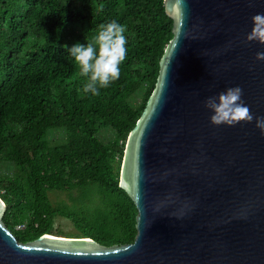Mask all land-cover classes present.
I'll use <instances>...</instances> for the list:
<instances>
[{"label":"water","instance_id":"water-1","mask_svg":"<svg viewBox=\"0 0 264 264\" xmlns=\"http://www.w3.org/2000/svg\"><path fill=\"white\" fill-rule=\"evenodd\" d=\"M174 36L130 132L121 186L133 242L45 233L24 242L2 216L0 264H264V44L246 42L264 0H165ZM243 90L252 122L213 125L209 96Z\"/></svg>","mask_w":264,"mask_h":264},{"label":"trees","instance_id":"trees-1","mask_svg":"<svg viewBox=\"0 0 264 264\" xmlns=\"http://www.w3.org/2000/svg\"><path fill=\"white\" fill-rule=\"evenodd\" d=\"M113 20L126 25L120 77L99 95L84 93L87 78L69 49ZM173 29L165 0H0V195L20 241L69 236L57 216L75 223L77 237L108 246L135 240L138 208L121 186L122 164ZM104 127L115 130L108 142L98 135ZM52 130L63 140L53 144ZM7 164L11 172L2 171ZM52 192L70 201L54 204Z\"/></svg>","mask_w":264,"mask_h":264},{"label":"clouds","instance_id":"clouds-1","mask_svg":"<svg viewBox=\"0 0 264 264\" xmlns=\"http://www.w3.org/2000/svg\"><path fill=\"white\" fill-rule=\"evenodd\" d=\"M253 27L246 36V42L258 41L264 44V14L252 17ZM126 25L113 20L99 25L96 35L85 43L74 44L70 55L79 66L80 75L87 78L83 85L84 93L99 95L100 88H107L120 77V65L127 58V39L124 35ZM257 60H264V52L256 53ZM243 90L230 87L217 96H209L204 107L212 112L210 122L213 125H233L239 121L252 122L250 109L243 103ZM256 127L264 132V117H255Z\"/></svg>","mask_w":264,"mask_h":264},{"label":"rangeland","instance_id":"rangeland-1","mask_svg":"<svg viewBox=\"0 0 264 264\" xmlns=\"http://www.w3.org/2000/svg\"><path fill=\"white\" fill-rule=\"evenodd\" d=\"M142 96H143V91L138 92L132 99L134 104H139L142 101ZM98 135L104 142H108L109 140L114 138L115 130L112 127H104L100 130ZM63 138H64V133L61 130L59 131L52 130L50 132L49 139L53 144L62 141ZM2 171L11 172L12 171L11 165L7 164L6 166L3 167ZM51 199L54 204L64 200L70 201L68 194H66L65 192H54V193L52 192ZM55 225L56 227L62 226L65 229L66 234L69 236L80 235L81 231L78 229L75 223L66 217L57 216L55 218ZM18 227L22 228L24 227V225H20Z\"/></svg>","mask_w":264,"mask_h":264}]
</instances>
